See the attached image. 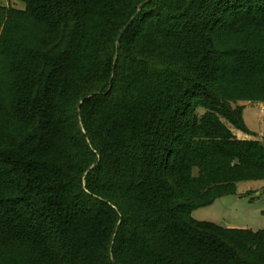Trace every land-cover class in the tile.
<instances>
[{"label":"trees","instance_id":"trees-1","mask_svg":"<svg viewBox=\"0 0 264 264\" xmlns=\"http://www.w3.org/2000/svg\"><path fill=\"white\" fill-rule=\"evenodd\" d=\"M10 1L0 264H264V231L192 217L264 181L232 131L264 100V0Z\"/></svg>","mask_w":264,"mask_h":264},{"label":"rangeland","instance_id":"rangeland-1","mask_svg":"<svg viewBox=\"0 0 264 264\" xmlns=\"http://www.w3.org/2000/svg\"><path fill=\"white\" fill-rule=\"evenodd\" d=\"M13 6L25 9V4L0 0V7ZM254 108H251V106ZM244 106V120L250 133L232 129L238 140H259L264 144V115L261 108L264 100L240 103ZM236 107V106H234ZM198 222L212 223L227 229L264 231V181L246 182L238 185L237 194L219 199L214 204L192 213Z\"/></svg>","mask_w":264,"mask_h":264},{"label":"water","instance_id":"water-1","mask_svg":"<svg viewBox=\"0 0 264 264\" xmlns=\"http://www.w3.org/2000/svg\"><path fill=\"white\" fill-rule=\"evenodd\" d=\"M133 22H134V19L131 20V21L128 23L126 29L122 32V34H121V36H120V39L124 36L125 32H126L131 26H132ZM115 65H116V64H115ZM93 96H94V95H91V96L87 97L83 102H85L86 100H89V99L92 98ZM83 102H82V103H83ZM253 107H254V106H253Z\"/></svg>","mask_w":264,"mask_h":264},{"label":"built area","instance_id":"built-area-1","mask_svg":"<svg viewBox=\"0 0 264 264\" xmlns=\"http://www.w3.org/2000/svg\"><path fill=\"white\" fill-rule=\"evenodd\" d=\"M261 112L264 115V106L261 108Z\"/></svg>","mask_w":264,"mask_h":264},{"label":"crops","instance_id":"crops-1","mask_svg":"<svg viewBox=\"0 0 264 264\" xmlns=\"http://www.w3.org/2000/svg\"><path fill=\"white\" fill-rule=\"evenodd\" d=\"M251 108H254L253 105L251 106Z\"/></svg>","mask_w":264,"mask_h":264}]
</instances>
